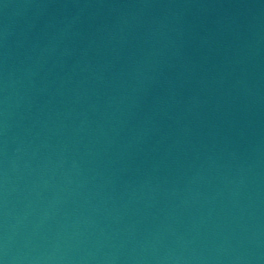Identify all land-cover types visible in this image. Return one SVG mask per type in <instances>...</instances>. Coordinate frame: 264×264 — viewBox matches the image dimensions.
<instances>
[{
    "label": "water",
    "instance_id": "95a60500",
    "mask_svg": "<svg viewBox=\"0 0 264 264\" xmlns=\"http://www.w3.org/2000/svg\"><path fill=\"white\" fill-rule=\"evenodd\" d=\"M0 264H264V0H0Z\"/></svg>",
    "mask_w": 264,
    "mask_h": 264
}]
</instances>
